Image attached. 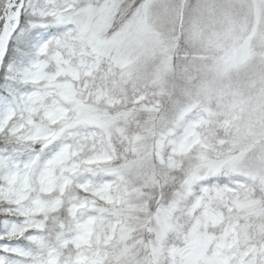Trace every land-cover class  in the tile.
<instances>
[{"label":"snow or ice","instance_id":"6c2138e0","mask_svg":"<svg viewBox=\"0 0 264 264\" xmlns=\"http://www.w3.org/2000/svg\"><path fill=\"white\" fill-rule=\"evenodd\" d=\"M0 264H264V0H0Z\"/></svg>","mask_w":264,"mask_h":264}]
</instances>
